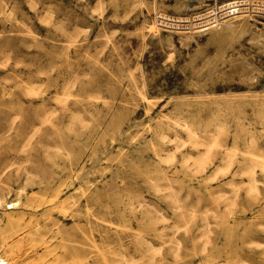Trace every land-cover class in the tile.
<instances>
[{
	"label": "rangeland",
	"instance_id": "rangeland-1",
	"mask_svg": "<svg viewBox=\"0 0 264 264\" xmlns=\"http://www.w3.org/2000/svg\"><path fill=\"white\" fill-rule=\"evenodd\" d=\"M12 248L264 264V0H0L9 264Z\"/></svg>",
	"mask_w": 264,
	"mask_h": 264
},
{
	"label": "bare ground",
	"instance_id": "bare-ground-1",
	"mask_svg": "<svg viewBox=\"0 0 264 264\" xmlns=\"http://www.w3.org/2000/svg\"><path fill=\"white\" fill-rule=\"evenodd\" d=\"M233 4L234 3L230 4L231 8H233L232 12H236V11L238 12V10H237L238 6H232ZM18 245H20V244H16L15 247L17 246V248H18ZM17 250H19V248ZM17 250H15V248H12L10 250L11 256H12V261L14 262V264H18L19 263V257L17 255L18 254ZM0 264H9V263L6 261V259H4L2 256H0Z\"/></svg>",
	"mask_w": 264,
	"mask_h": 264
}]
</instances>
